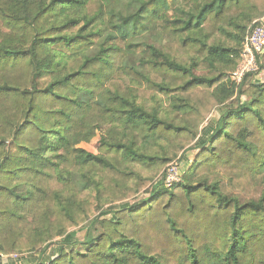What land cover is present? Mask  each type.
Returning a JSON list of instances; mask_svg holds the SVG:
<instances>
[{"label": "trees", "instance_id": "obj_1", "mask_svg": "<svg viewBox=\"0 0 264 264\" xmlns=\"http://www.w3.org/2000/svg\"><path fill=\"white\" fill-rule=\"evenodd\" d=\"M263 14L264 0H0V250L41 249L54 213L65 224L56 235L79 224L78 191L103 206L99 171L153 168L166 158L155 147L197 137L191 98L234 96L247 25ZM237 95L179 183L102 212L97 235L58 241L36 264H264V189L242 201L207 179L262 175L264 188V81ZM107 122L99 154L80 147Z\"/></svg>", "mask_w": 264, "mask_h": 264}, {"label": "rangeland", "instance_id": "obj_2", "mask_svg": "<svg viewBox=\"0 0 264 264\" xmlns=\"http://www.w3.org/2000/svg\"><path fill=\"white\" fill-rule=\"evenodd\" d=\"M93 9L94 6L92 5L90 11H93ZM263 16L264 14L259 18L252 19L250 23L247 25V32L250 26L257 20L261 19ZM157 23L159 27H157L156 29H158L159 31H154L153 34L150 37H148L149 43L158 39L159 36H162L161 34H159V32H160V28H163V25L161 24L160 21ZM168 41L169 40H166L164 44L167 45ZM174 46L176 45L174 44ZM192 52L190 54H194ZM182 57H184L185 60L188 59V55H183ZM253 74H254L253 80H249L247 84H245V86H242L241 83V85L238 88H235L234 96L230 100L225 101L224 103H218L215 100V98H209L206 101L198 103L194 99V97L191 98V101L197 108L201 119V124L199 127L197 137L187 142L164 144L163 146L155 147L157 151L163 154L164 156H166V158L162 164L155 166L153 168H148L146 166H142L138 164L131 167L133 171L131 170H127L124 172H116L112 170L99 171V176L105 181V188L103 191V195L101 196L102 198L101 203L103 206L100 209H97L96 207V205L98 204L96 194L92 195L89 191H82V192L78 191V193L76 194L77 195L76 199L77 200L83 199L86 200L87 202V210L85 211V213H82L80 211H75L74 216L79 224L69 223V225L66 228L67 230L63 233V235H56L60 229L61 230L64 229L63 226L65 224L63 223V220H61L62 218L58 214L54 213V215L52 216L53 229H52L51 239H49V241L46 244H44V246L41 249L37 251L16 250L10 253L0 250V253L3 254L0 258V264L2 263L3 260L10 258H15V259L37 258V262H38L40 258L39 255H43V254L45 255V257L48 256L47 259L44 260V262L47 263L50 260L54 259L59 254L61 245L57 243L58 241H62L64 239H66V241H69L71 239L84 240L86 234L89 233V229L91 236L97 235L98 230L96 226L91 225V220L96 217L102 216L101 215L102 212H107V214L102 216V218L115 217L114 211L121 209L125 205L129 206L145 198H148L151 193L150 191L153 188L152 186L155 183L161 181L167 187L179 183L182 179V176L184 175V172L194 164L200 152L203 150L202 148L203 143L208 142L209 138L211 137L212 133L209 134L207 140H204V138L202 137V135L206 130V125L208 124V122L213 121L215 125L218 123V121L223 116V114L228 109L233 107V100L238 96L237 94L239 93L241 87L242 90L243 89L246 90L251 81H260V82L264 81V69L261 68V61H260L259 70L257 72H254ZM141 89L146 90L149 97H152L154 94L152 93L151 90L148 89L146 83H143ZM245 97L247 98L248 95H246ZM110 128H112V122L104 123L101 130L98 131L97 136L88 143L80 144V147L84 148L88 152L99 154L101 134L103 133V129L105 132H107ZM13 152H17V151L15 150ZM173 170L175 172L173 173V175L176 177V180L173 181L174 182L173 184H170L169 182H167V177L170 176V173H172ZM129 172H133V174L131 173L129 175ZM257 177L258 179L256 178V182L252 185H245L242 183L241 185H239L238 182L234 183L232 179L227 175L218 174V173L209 175L207 179L211 183L218 182L220 184L223 193L228 194L230 196H236L240 198L242 201H246L250 199H258L262 194V191L264 189L262 182L263 178L262 175H259ZM139 188H140L139 190L140 192L133 193L134 190ZM117 195H119L120 198H116ZM75 247L78 246L66 245L65 249L67 251H70L72 248ZM44 248L47 249L45 252H42L41 250H43ZM85 248L86 247H82L81 245H79V249L81 251L84 250ZM49 250L52 251L51 255L48 253Z\"/></svg>", "mask_w": 264, "mask_h": 264}, {"label": "built area", "instance_id": "obj_3", "mask_svg": "<svg viewBox=\"0 0 264 264\" xmlns=\"http://www.w3.org/2000/svg\"><path fill=\"white\" fill-rule=\"evenodd\" d=\"M264 53V20L259 19L248 29L243 42L240 61L231 74V80L238 88L247 74L257 72L260 68V56ZM174 170L167 177V182L173 184L176 177ZM3 254L0 253V258Z\"/></svg>", "mask_w": 264, "mask_h": 264}, {"label": "crops", "instance_id": "obj_4", "mask_svg": "<svg viewBox=\"0 0 264 264\" xmlns=\"http://www.w3.org/2000/svg\"><path fill=\"white\" fill-rule=\"evenodd\" d=\"M264 20V16L261 18ZM220 118V117H219ZM219 120V119H218ZM217 125V124H216ZM215 125V123H213V121H209L208 124L206 125V130L204 132V134L202 135V137L204 138V140H207L208 137H209V134L210 133H213L215 127H217ZM50 255L52 253V251L49 250L48 252ZM47 253V254H48ZM45 255H39V257L41 258L42 261H44L45 259H47L48 256H46L45 258ZM39 258V259H40ZM37 263V258H33V259H30V258H26V259H15V258H10V259H5L2 261L1 264H36Z\"/></svg>", "mask_w": 264, "mask_h": 264}]
</instances>
